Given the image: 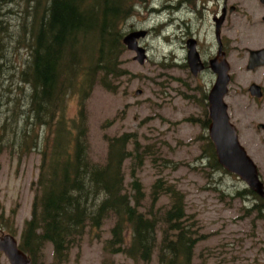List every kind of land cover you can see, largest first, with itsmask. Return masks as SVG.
<instances>
[{
  "label": "trees",
  "instance_id": "obj_1",
  "mask_svg": "<svg viewBox=\"0 0 264 264\" xmlns=\"http://www.w3.org/2000/svg\"><path fill=\"white\" fill-rule=\"evenodd\" d=\"M140 1L0 0V7L5 6L0 8V139L10 132L18 139L19 154L42 149L32 213L18 240L32 264H67L70 249L83 235L93 230L100 237L107 221L109 235L102 239L106 254L123 253L133 264H152L154 253V264H192L203 234L186 212L184 192L160 168L145 202L137 176L146 157L155 166L169 167L170 160L153 145L142 144L134 132L108 137L102 161L89 153L87 99L97 84L115 90L112 79L127 73L120 58L126 50L123 36L131 30L127 22ZM72 95L77 114L67 117ZM208 123L205 104L202 127ZM202 136L211 167L223 169L207 132ZM236 195L254 196L246 213L254 209L264 218L263 197L247 186ZM162 197L167 200L158 204ZM47 242L52 262L39 259Z\"/></svg>",
  "mask_w": 264,
  "mask_h": 264
},
{
  "label": "rangeland",
  "instance_id": "obj_2",
  "mask_svg": "<svg viewBox=\"0 0 264 264\" xmlns=\"http://www.w3.org/2000/svg\"><path fill=\"white\" fill-rule=\"evenodd\" d=\"M140 2L126 28L147 30L139 40L146 48V57L140 63L134 57L135 52L126 48L120 58L122 68L128 71L112 79L115 90L105 89L101 84L93 87L86 102L89 153L93 159L102 161L106 157L108 137L134 132L142 144L153 145L159 156L170 160L169 167L155 166L146 157L139 165L137 176L144 186V201L148 202L151 186L162 168L161 175L184 192L186 212L203 234L196 242L192 264H264V218H258L254 209L246 213L255 197L236 195L246 183L235 173L210 165L213 160L206 152L210 148L202 138L208 130L201 124L209 78L208 74L194 77L182 67L185 51L177 47L180 41L172 38L178 30L174 11L177 0ZM0 8L4 10L5 6ZM184 13L185 6H181V15ZM198 27L195 23L191 28ZM206 28L204 24L202 30ZM206 37H211L210 32ZM173 51L178 58L173 56ZM77 109V98L68 97L65 115L74 117ZM256 112L241 110V129L248 128L246 133L252 144L246 146L264 182V130L255 128L256 122L264 120ZM9 133L0 139V214L4 220L0 235L11 233L19 240L22 226L32 213L42 149L34 147L19 154L18 139ZM128 162L124 163L127 187L131 181ZM166 200L162 197L157 203ZM110 224V221L104 223L100 237L93 230L87 231L79 244L70 249L67 264L110 261L133 264L123 253L111 256L104 252L102 239L109 235ZM154 254L152 264L156 259ZM39 259L52 262L50 242L44 244ZM0 264H10L2 251Z\"/></svg>",
  "mask_w": 264,
  "mask_h": 264
},
{
  "label": "flooded vegetation",
  "instance_id": "obj_3",
  "mask_svg": "<svg viewBox=\"0 0 264 264\" xmlns=\"http://www.w3.org/2000/svg\"><path fill=\"white\" fill-rule=\"evenodd\" d=\"M181 6L187 15H181ZM174 11L179 22L172 38L185 51L182 67L194 77L208 74L206 101L217 69L227 66L226 110L240 144L253 159L246 146L252 142L248 128L241 129L240 113L254 109L264 120V0H177ZM195 23L197 30L191 28ZM204 24L207 28L202 30ZM209 32L210 38L206 37ZM190 49L193 56L189 61ZM173 56L178 58L175 51ZM255 128L264 130V121L256 122Z\"/></svg>",
  "mask_w": 264,
  "mask_h": 264
},
{
  "label": "water",
  "instance_id": "obj_4",
  "mask_svg": "<svg viewBox=\"0 0 264 264\" xmlns=\"http://www.w3.org/2000/svg\"><path fill=\"white\" fill-rule=\"evenodd\" d=\"M146 30L136 28L126 32L123 42L127 49L135 52V58L142 63L146 57L145 47L139 39L145 36ZM188 59L193 53L188 51ZM217 77L208 92V136L213 143L215 155L220 165L227 171L237 174L247 186L259 196H264V183L258 174L253 159L240 144L235 126L230 122L224 101L229 75L227 66L217 69ZM138 93V92H137ZM0 251L4 253L10 264H32L27 254L19 247L17 238L11 233L0 235Z\"/></svg>",
  "mask_w": 264,
  "mask_h": 264
}]
</instances>
